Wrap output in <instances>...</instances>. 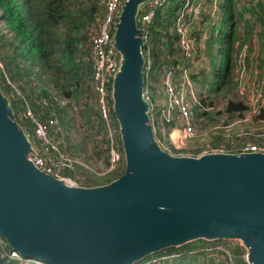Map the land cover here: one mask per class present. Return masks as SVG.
<instances>
[{"label":"water","instance_id":"1","mask_svg":"<svg viewBox=\"0 0 264 264\" xmlns=\"http://www.w3.org/2000/svg\"><path fill=\"white\" fill-rule=\"evenodd\" d=\"M144 1H123L113 35L119 176L81 185L37 167L0 87V235L23 257L53 264H132L198 238H238L249 264H264V153L172 154L154 134L137 22Z\"/></svg>","mask_w":264,"mask_h":264},{"label":"trees","instance_id":"2","mask_svg":"<svg viewBox=\"0 0 264 264\" xmlns=\"http://www.w3.org/2000/svg\"><path fill=\"white\" fill-rule=\"evenodd\" d=\"M183 1L184 0L164 1L157 6L155 15L151 21L141 25V27L144 28L143 36L146 39L142 49L146 58H148L147 51L149 52L148 59L151 62L152 68L156 71L145 76V97L149 101L160 95L157 74L159 70L165 66H173L177 72L180 71L182 52L176 44L177 33L174 23L176 11L183 6ZM208 1H210L211 4L212 0ZM100 2L101 0H0V58L5 70L8 71L11 78L18 83L21 82L22 78L20 69L26 64L31 71L37 68V70L44 73L47 78L46 85L40 86L38 92L32 91V94H30L27 91L26 85L19 84L21 92L11 96L9 95V91L12 87L4 80V76L2 74L0 75V78L4 81V84L0 81V87L9 98L10 105L13 108L16 118L20 112H24L25 115V111L30 105L26 99L21 98L22 94L31 97L30 103L33 110H38L37 112H33L35 116L42 120H48L50 118H56L58 120L59 127L57 128L55 125H50L49 134L51 139L57 144L59 151L68 157L69 155L64 149V144L66 140L67 146L68 139H70V134L75 126L73 121L76 117L75 112L77 110L82 112V116L84 117L82 126H84L85 130L89 131L91 129L96 132H99L100 129L103 130L104 144L107 143L105 148L107 151V162L104 164V167L99 169L91 168L86 164L84 165L82 159L72 158L75 160L72 167H61L59 170L60 174L71 178L77 184L81 185H95L108 182L119 176L124 170V166L118 167L114 173L104 178L105 180L101 182H97L95 179L93 180L91 176H89L91 178L84 176V178L86 177L88 180L85 179L86 181L84 180L85 182L83 183L75 180L74 177H72L74 174L71 171L76 165H83L89 168L92 173H95L103 170L109 165L108 148L110 135L108 134L105 120L100 115L98 109L97 94L92 81V51L88 47L83 48L79 46L82 40H86L85 35L82 34V29L88 19L87 17L92 13L98 12ZM235 2L236 0L222 1L223 17L218 23V26H220L219 31L215 36L211 37L208 45L205 47L206 54L212 58L211 61L214 70L212 83L209 84L208 89L211 92L229 91L226 82L228 84L231 61L236 57V53L234 54L232 51L239 36L237 30L240 24L238 21L239 19L242 21V28L245 36V39L243 38L244 41H241V50L242 48H247L246 41L252 37L253 27L247 23V19L239 15V19L236 20L237 11H235ZM194 3L195 2H193L192 5H194ZM148 5L146 4L147 7ZM252 6L255 9V6ZM247 7L248 6L243 7L244 11H251V7ZM146 8L144 7L145 10ZM103 9L104 0L100 13L101 16L103 14ZM261 12L264 15V9ZM240 13H242V10ZM202 21L204 20L202 19ZM261 22L263 21L261 20ZM202 27L204 26L202 25ZM193 34L198 39V37H201L200 34H202V31H195ZM171 39H175L174 44ZM215 46L218 55H220V60L217 64L213 61L216 58L213 55V48H215ZM245 50L246 49L243 51L244 54ZM25 72L26 71H24V73ZM195 73L196 72H193L191 77L196 83V78L198 76H195ZM202 78L204 79L203 81H208L205 74L202 75ZM200 87H202V85ZM204 88L206 89V87ZM54 89L58 90L61 94L57 93ZM88 92H93V94H86ZM93 96L97 103L96 111L92 110L94 105L90 103V99H92ZM109 103L110 119L114 125L112 118L115 117L112 111L111 97H109ZM246 109L247 106L243 101L233 99L228 100L224 108L226 112L236 115L243 114ZM207 110L205 97L202 99L200 97L199 101L197 100L191 107L190 120L196 130L202 134H206L208 136L207 141L211 145H222L224 146V150L228 152L238 151V147L246 141L240 140L239 136H234L226 132L223 127L226 123H214L215 120L211 119V121L208 122L209 125H202L203 121H205V118L208 116ZM254 112H256L254 115L255 119L262 122L264 125V101ZM216 114H213L211 118ZM19 123L28 134L31 128L28 123H31L32 128L30 131L34 133V122L30 118H27V123L21 121ZM174 124L173 121H164L163 125H157L154 131L156 138L162 143L167 144L174 153H188L190 155L201 153L205 148V141L202 139H195L194 141L188 142L182 149H178L165 138L166 134L168 136L169 128ZM75 127H77V125ZM162 127H165L164 136L161 129ZM115 129L116 136L113 137V140L121 149L119 132L117 127ZM34 136L36 138L31 136L32 145L42 153L48 162H50L58 152L54 151L51 147L45 148L43 141L39 139L35 133ZM254 142L264 143V137ZM1 238L4 242L0 241V264H33L27 259H19L10 256L9 250L11 248L2 236ZM184 246V250H182L179 255H190L191 250L189 249L194 248V245L185 243ZM228 249L234 255L238 264H246L242 257V254L245 252L243 246L234 245L230 246ZM166 250L167 252H163ZM172 250L178 249L175 246H170L155 251L152 254L172 253L170 252ZM149 255L144 256L142 259L132 264H137ZM149 264L155 263L151 262Z\"/></svg>","mask_w":264,"mask_h":264},{"label":"rangeland","instance_id":"3","mask_svg":"<svg viewBox=\"0 0 264 264\" xmlns=\"http://www.w3.org/2000/svg\"><path fill=\"white\" fill-rule=\"evenodd\" d=\"M220 1H221L220 3L221 5L218 6L219 7L218 9L220 11L218 12V10H216L215 13L209 14L210 17L208 15H204L203 17L204 21L201 22V24L204 27L200 30V32L202 31V33L209 34L208 37L209 40L211 39V37L215 36L219 31L220 26H218V23L216 22L218 21V19L220 21L223 17V13H222L223 0ZM146 3L147 1H144L143 3L140 4L139 11L144 9ZM235 3H236L235 11H237L236 20L239 19L240 16L246 18L247 23H249V25H252L253 30H252V37H250V39L246 41L247 48H242L241 50L240 49V47L242 46L241 41H244L245 36L242 28V21L240 19L238 20L240 24L238 25L237 30L240 37L238 36L234 45V49L232 51V53L234 54L236 53L235 54L236 57L231 61V70L229 74L228 84L226 82V86L228 87L229 91L211 92L210 90H208L209 84L212 83L214 70L211 61L212 58L206 54L205 50L203 52L205 58L203 65L201 66L200 69L195 70V72L197 71L195 73V76H198L196 78V87L200 92L198 101L200 97L201 99L205 97L206 106L208 109L207 110L208 116L207 118H205V121H203L202 123L203 126L209 125L208 122L211 121V119L215 120L214 123L216 122H220V124L232 123V125H229L228 127L230 134L234 136H239L240 140H244L246 141V143H253L254 141L260 140L264 137V125L262 122H259L255 119L254 115L256 112H254L253 110L261 102L262 97H264V18H263L264 15L261 12L264 9V0H236ZM252 5L255 6V9L253 8ZM210 6H211L210 1H208L207 7L209 8ZM245 6L251 7V11L249 10L244 11L243 7ZM102 7H103V0H101L100 2L98 12L94 14L92 13L89 15V17H87L88 19L85 22L82 29L83 30L82 34L85 35L86 40L84 41L82 40L79 43V46H82L83 48L88 47L91 50V46H90L91 36L98 30ZM241 10L242 13H240ZM261 20L263 22H261ZM208 39L206 38L204 40V42H207L206 45H208V41H209ZM172 43L173 44L175 43V39L172 40ZM244 49H246L245 54L243 53ZM213 52H214L213 55L216 57L215 60L213 61H215V63L217 64V62H219L220 60L219 59L220 55H218L216 46L215 48H213ZM20 70L22 73V78H21V82L18 83L17 81L13 80L9 72L5 70V67L2 64L0 58V75L2 74L4 76V80L7 83H9L10 86L12 87L9 91V95L13 96V94L15 93L19 94V92H21L19 84L26 85L27 91L30 94H32V91L38 92L40 86L46 85L47 78L45 74L37 70V68H34V70L31 71L26 64L23 67H21ZM24 71L26 72L24 73ZM204 74L207 76L208 81H203L204 79L202 78V75ZM0 81L2 84H4V81L1 78ZM198 85L200 86L202 85V87ZM204 87H206V89ZM54 90L57 93H59L58 90L56 89ZM160 92L161 89L159 91V94ZM89 93L93 94V92L92 93L88 92L86 94ZM21 98L27 100V102L30 104L28 105L29 108L32 110V112L38 111V110H33V107L30 103L31 97L22 94ZM230 99L241 100L246 104L247 109L243 112V114L241 115H236L234 113L231 114L224 110L226 102ZM90 103L94 105L92 107V110L96 111L97 103L95 101L94 96L92 99H90ZM213 114L216 115L211 118ZM25 115H26V111H25ZM25 115L24 112L23 113L20 112L17 117L18 119L16 118L17 121L27 123V118H30L33 121L31 117ZM75 115L76 117L74 118L73 124L75 126L77 125V127L74 126V128L72 129V132L70 134V139H68L67 146H66L67 141L65 140L64 149L66 153L71 158L82 159L83 164L84 165L86 164L91 168L99 169L101 167H104V164H106L107 162V151L105 149L107 143L104 144L103 130L100 129L99 132H96L95 130H91V129L89 131L85 130L84 126H82L84 123V117L82 116V112L77 110L75 112ZM112 121L114 123V133H113V137H114L116 136L115 128L117 127L118 129V123L115 118H112ZM28 124L32 128L31 123ZM30 130H29V134L28 133L27 134L36 138L34 136V133ZM178 137L179 136L177 135V133L176 134L172 133L169 139L167 134L165 135V138L168 141H170L176 148L182 149L183 147H185L186 143L185 141L179 140ZM71 171L74 174V176L72 177H74V179L77 181H81L82 183L88 180L86 179V177L84 178V176H88V178L92 177L93 180L95 179L97 182H101L102 180H105L104 178L110 176L112 173L115 172L109 170L104 173L101 171L99 172V174H96V172L92 173L89 168L83 165H76L75 167L72 168ZM187 243L194 245V248L189 249L191 250L190 255H185V256L179 255V253L182 252V250H184L185 247L184 246L185 243H184L179 246H175L178 250L170 251L172 253H163V254H154V255L150 254L149 256H147L145 259L141 260L137 264H149L151 262L155 264H211V263L229 264L227 256L223 253L225 252L224 249L230 248V246H234V245H240V247L243 246L241 244L240 239L238 238H219L212 240L198 238L186 242V244ZM163 252H167V250ZM29 262L33 263L32 261Z\"/></svg>","mask_w":264,"mask_h":264},{"label":"built area","instance_id":"4","mask_svg":"<svg viewBox=\"0 0 264 264\" xmlns=\"http://www.w3.org/2000/svg\"><path fill=\"white\" fill-rule=\"evenodd\" d=\"M124 0H104L103 14L99 20V26L96 33L91 37V51L93 58V72L92 81L94 89L97 94L98 109L100 115L104 118L108 134L110 135V142L108 148L109 165L103 170L97 171L106 172L112 170L114 172L118 167L124 166L123 150L114 142L113 133L114 125L110 119V103L109 97H111L112 81L116 71L118 70L120 55L116 47L114 46V30L115 23L118 19V15L121 11V5ZM146 10L139 11L137 16L138 25L141 27L143 24H147L155 15L156 8L159 4L166 0H146ZM194 3V5H192ZM208 0H184L183 6L178 8L175 15V31L177 33L176 44L179 46L182 52V62L180 71L177 72L173 66H165L158 74V86L161 89L160 95L157 98L149 101V114L153 130L155 131L157 125H163V122L173 121L168 130V137L170 138L172 133H177L178 139L188 142L195 139H202L205 141V148L197 155L206 152L225 151L222 145H211L207 141V135L198 132L190 120L191 107L197 102L200 92L196 87V83L193 81L191 74L195 70L200 69L204 62V50L206 42L204 40L208 38V34L202 33L201 37L196 38L193 34L195 31H200L203 27L201 21L204 15L213 14L218 10L219 4L217 0L211 1V6L207 7ZM206 8V9H205ZM144 37V36H143ZM204 37V38H203ZM145 42L146 39L144 38ZM144 53V51H143ZM147 51V57L148 56ZM145 56V54H144ZM145 57L144 75H149L152 72H156L152 68L150 60ZM197 72V71H196ZM146 88V86H145ZM146 91V89H145ZM264 101L262 97L261 102L253 109L256 111L260 104ZM26 115L31 117L34 122V133L43 141L45 148L51 147L54 151L58 152L48 162L41 152H39L34 146V152L30 157L34 164L40 169L53 174L56 177L64 178L65 180L76 183L71 178L60 174L61 167H72L74 159L64 155L58 149L57 144L51 139L49 134L50 125H55L57 128L58 120L56 118H50L48 120H42L34 115L32 110L27 107ZM232 123L223 125L226 132L230 133L228 127ZM163 136L165 133V127H162ZM118 130V129H117ZM155 134V132H154ZM202 136V137H199ZM158 139V138H157ZM161 146L170 151L172 154H188V153H174L170 147L162 143L159 139ZM185 145V146H186ZM235 152H263L264 143H243ZM190 155V154H188ZM81 162V161H79ZM0 241L4 242L0 236ZM11 248V247H10ZM223 252L227 258L229 264H238L236 258L231 251L226 248ZM9 255L19 259H27L32 261L33 264H53L50 262H44L37 258L23 257L18 250L10 249ZM242 257L246 264H249L246 257V251L242 254Z\"/></svg>","mask_w":264,"mask_h":264},{"label":"crops","instance_id":"5","mask_svg":"<svg viewBox=\"0 0 264 264\" xmlns=\"http://www.w3.org/2000/svg\"><path fill=\"white\" fill-rule=\"evenodd\" d=\"M217 3L219 4V5H221L220 3H221V1L220 0H217ZM216 23H219V19H218V21L216 22ZM209 36V35H208ZM208 39V38H207ZM209 40V39H208ZM209 42V41H208Z\"/></svg>","mask_w":264,"mask_h":264},{"label":"bare ground","instance_id":"6","mask_svg":"<svg viewBox=\"0 0 264 264\" xmlns=\"http://www.w3.org/2000/svg\"><path fill=\"white\" fill-rule=\"evenodd\" d=\"M207 240H209V239H207Z\"/></svg>","mask_w":264,"mask_h":264}]
</instances>
